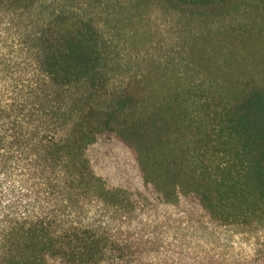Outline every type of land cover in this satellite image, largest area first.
<instances>
[{
	"label": "trees",
	"instance_id": "trees-1",
	"mask_svg": "<svg viewBox=\"0 0 264 264\" xmlns=\"http://www.w3.org/2000/svg\"><path fill=\"white\" fill-rule=\"evenodd\" d=\"M111 2L0 0V264H264L186 234L264 220V85L120 80Z\"/></svg>",
	"mask_w": 264,
	"mask_h": 264
},
{
	"label": "rangeland",
	"instance_id": "rangeland-1",
	"mask_svg": "<svg viewBox=\"0 0 264 264\" xmlns=\"http://www.w3.org/2000/svg\"><path fill=\"white\" fill-rule=\"evenodd\" d=\"M104 30L114 36L124 78L264 85V0H244L226 14L193 16L163 0H113ZM204 245L264 258V220L252 225L196 226Z\"/></svg>",
	"mask_w": 264,
	"mask_h": 264
}]
</instances>
